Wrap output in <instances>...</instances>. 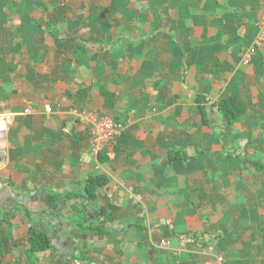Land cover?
<instances>
[{
    "label": "crops",
    "instance_id": "1",
    "mask_svg": "<svg viewBox=\"0 0 264 264\" xmlns=\"http://www.w3.org/2000/svg\"><path fill=\"white\" fill-rule=\"evenodd\" d=\"M263 13L264 0H0V178L23 196L0 207V261L14 249L27 264L29 212L50 214L49 191L104 174L93 207L114 230L81 239L71 225L32 264H264V47L240 61ZM197 94L226 98L235 119L204 124ZM92 113L127 125L103 162ZM60 208L84 215L79 197Z\"/></svg>",
    "mask_w": 264,
    "mask_h": 264
},
{
    "label": "trees",
    "instance_id": "2",
    "mask_svg": "<svg viewBox=\"0 0 264 264\" xmlns=\"http://www.w3.org/2000/svg\"><path fill=\"white\" fill-rule=\"evenodd\" d=\"M195 101L200 110L203 123L212 128L219 127L221 129L226 124L232 122L235 119L234 108L231 106V104L228 102L226 98H221L212 102L218 112L216 118L213 119L210 118V113L206 110V106L208 103L211 102V99L205 94H197ZM115 149H116V145L112 147L113 151ZM171 154L175 155L178 153L172 152L170 153V155ZM97 156L99 160L102 162L108 159V157L104 155V152H99ZM253 163L256 166V168H258L259 170L261 169V166L257 162L254 161ZM107 182H108V177L106 175L95 174V175H89L79 188L68 194L59 195L54 191H49L48 192L49 193L48 209L50 211L49 213L53 212L56 215H63L64 212L65 217L70 222V225L75 227V229L80 234L81 239H85L88 234H92L100 237L108 236L109 233L114 230L113 226H110L109 228L105 227L106 223L111 222V216L106 212L104 208L98 209L96 207H93L95 206V202H96V188L98 186L105 185ZM74 197L77 198L79 197L80 199H82L84 206V215L81 219L78 220L68 215L67 212L62 211V209L60 208V203L63 201V199L66 198L69 200ZM91 208L97 209L99 211L98 217L101 218L100 221L94 224H92V222H89V220L86 219L87 212ZM29 213L32 217L35 216L39 217L47 212L45 210H42V211L29 212ZM29 234H30L29 246L24 251V254H25L26 263L32 264L35 261V259L38 258L40 255H43L47 251L51 250L52 245L50 243V239L48 238L47 234L44 233L42 230L35 228L34 225L29 226ZM190 237L193 236L190 235ZM78 250H79L78 254H76L74 257L80 260H87V261L91 260L88 252L84 247H80V249ZM1 252H2V246L0 243V254H2Z\"/></svg>",
    "mask_w": 264,
    "mask_h": 264
},
{
    "label": "built area",
    "instance_id": "3",
    "mask_svg": "<svg viewBox=\"0 0 264 264\" xmlns=\"http://www.w3.org/2000/svg\"><path fill=\"white\" fill-rule=\"evenodd\" d=\"M256 25L259 30L258 39L252 46L246 48L241 53L240 61L243 64H249L255 50L264 47V13L256 22ZM126 128V122L118 121L113 116H98L92 113L88 128V139L91 151L96 155H98L99 152H104V155L109 158L110 154H112L111 148L118 143V139L124 134ZM6 131L7 122L3 118H0V134ZM218 260L222 261V258H218Z\"/></svg>",
    "mask_w": 264,
    "mask_h": 264
},
{
    "label": "water",
    "instance_id": "4",
    "mask_svg": "<svg viewBox=\"0 0 264 264\" xmlns=\"http://www.w3.org/2000/svg\"><path fill=\"white\" fill-rule=\"evenodd\" d=\"M207 109H209L212 112L217 111L213 103L207 104ZM228 151L233 152L232 149H230ZM5 183H6V179L0 178V191H1L0 192V207L3 204V202L5 201V199L10 197V196L14 197V198H17V200H22L23 199V196H18V195L16 196L12 192V189L9 188V187L6 189V191H3L4 188H5L4 187ZM69 190L70 189L65 188L64 190H62V189L54 190V192L62 193L63 191L67 192ZM31 194H33V192H31ZM98 213H99V211L97 209L91 208V209L88 210L87 216L90 219L96 217V219L98 221H100L101 218L98 217ZM63 215L65 216L64 212H63ZM38 219L40 220V222L37 225H34V227L37 228V229L42 230L43 232H45L50 240L60 241V240L64 239L65 230L68 229L71 226L70 224L64 225L61 222L60 217L58 215L54 214L53 212L50 213V214L41 215V216L38 217ZM197 235L200 236L199 233ZM200 237L204 238L205 240H209V239L212 238L207 233H204ZM191 241H193L191 238L183 239L184 243L191 242ZM121 244L124 246V250L130 249V247H129L130 245L127 242H121Z\"/></svg>",
    "mask_w": 264,
    "mask_h": 264
},
{
    "label": "rangeland",
    "instance_id": "5",
    "mask_svg": "<svg viewBox=\"0 0 264 264\" xmlns=\"http://www.w3.org/2000/svg\"><path fill=\"white\" fill-rule=\"evenodd\" d=\"M126 132L123 134L125 135ZM13 227L15 228V238H14V246L16 248H25L27 246V232H26V225H24L20 220L16 219L13 223ZM14 237V236H13ZM8 238L4 237V241H7ZM7 257V256H6ZM5 258V260L0 261L2 264H17V260L13 257H18L19 262H22V257L20 254L13 249L12 258Z\"/></svg>",
    "mask_w": 264,
    "mask_h": 264
}]
</instances>
